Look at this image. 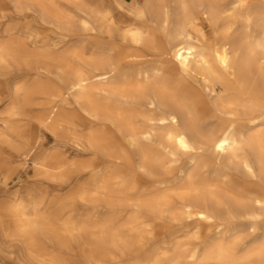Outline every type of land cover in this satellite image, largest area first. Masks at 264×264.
Returning <instances> with one entry per match:
<instances>
[{"label":"bare ground","instance_id":"1","mask_svg":"<svg viewBox=\"0 0 264 264\" xmlns=\"http://www.w3.org/2000/svg\"><path fill=\"white\" fill-rule=\"evenodd\" d=\"M0 77L54 137L32 166L89 168L100 206L0 202L31 264H264V0H0ZM3 123L0 175L38 146Z\"/></svg>","mask_w":264,"mask_h":264},{"label":"rangeland","instance_id":"2","mask_svg":"<svg viewBox=\"0 0 264 264\" xmlns=\"http://www.w3.org/2000/svg\"><path fill=\"white\" fill-rule=\"evenodd\" d=\"M2 4L5 8L4 13L12 11L11 3L3 1ZM19 80H21L20 72H18ZM10 86L8 78L0 77V128H3L4 120L9 121L10 124L25 132L28 137L36 139L38 146L33 154L25 159L16 154L10 146L2 145L1 149L7 159L8 171L4 173L5 179L3 174L0 175V202H9L17 195L18 199L25 200L24 211L29 218H33L34 211L28 202L34 200L41 201L38 211L40 215L44 216L51 212L67 215L77 220L80 217L98 213L100 206L94 208L96 203L91 201V194L95 193L96 184L90 182L89 168L82 169L74 164L52 171L54 173L50 175H43L32 166L31 159L34 156L36 158L44 153L55 151L54 137L37 125L35 120L39 108L37 105H27L24 108V115L8 116L12 96ZM59 150L68 163L87 162L94 159L90 152L77 151L70 144ZM63 172L64 176L60 177L59 174H63ZM10 219L6 216L0 217V225L9 232L13 228ZM181 241L186 244L184 247H189L187 243L190 240L183 238ZM45 242L52 246L47 241ZM249 244L250 242H247L246 246ZM151 246H160V242L154 240ZM246 246H238L237 252L241 253ZM0 264H31L24 255V245L19 233L18 239L8 235H3L0 238Z\"/></svg>","mask_w":264,"mask_h":264}]
</instances>
